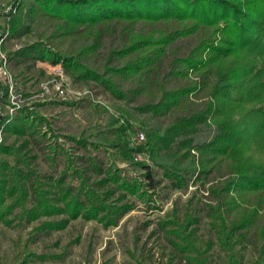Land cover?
<instances>
[{
  "label": "rangeland",
  "instance_id": "374dc122",
  "mask_svg": "<svg viewBox=\"0 0 264 264\" xmlns=\"http://www.w3.org/2000/svg\"><path fill=\"white\" fill-rule=\"evenodd\" d=\"M15 2L0 0L2 29H7L6 14ZM25 23L27 28L21 34L8 35L0 42V82L8 89V96L0 101V112L3 117L15 118L26 111L36 122L25 126L24 135L0 134V143L18 150L11 155L0 154V159L28 174L30 186L40 182L59 198L65 192L83 209L79 216L65 208L28 221L22 216L23 209L16 208L0 221V264H188L178 252L176 245L181 241L175 229L192 215L198 221L193 226L198 236L205 241L213 239L210 214L218 201L208 190L231 173L227 161L208 176L200 169L201 154L195 147L213 138L215 126H202L181 136L155 155L140 153L142 159L138 161L137 153L123 146L136 147L140 132L145 133L146 141L152 131L164 134L175 116L202 108L208 91L191 96L174 115L143 112L139 108L154 98L153 89L135 98L130 93L132 82L120 79L128 96L117 99L94 81L75 80L61 66L19 54L36 44L72 54L92 44L94 36L64 34L59 29L61 22L39 13L25 14ZM135 29L147 33L164 27L138 23ZM109 30L104 29L100 48L86 60L92 67L101 68L110 49L122 44L123 25H113ZM197 41L195 36L183 38L173 47L184 54ZM167 74L165 68L162 78ZM167 79L171 87L186 83L174 75ZM173 173L185 177L188 184L178 189ZM125 182L137 184L139 193L121 188ZM32 192L31 188V197ZM11 202L7 199L6 204ZM65 205L61 201L59 207ZM32 207L33 198L26 204L27 209ZM94 207L97 216L86 215L85 211ZM48 224L56 228H48ZM251 236L238 247L247 264L259 257V246ZM210 254L212 264H222L225 259L217 245Z\"/></svg>",
  "mask_w": 264,
  "mask_h": 264
},
{
  "label": "trees",
  "instance_id": "16d2710c",
  "mask_svg": "<svg viewBox=\"0 0 264 264\" xmlns=\"http://www.w3.org/2000/svg\"><path fill=\"white\" fill-rule=\"evenodd\" d=\"M35 13L61 22L59 29L64 34H86L94 36L95 41L72 54L41 44L19 54L61 66L75 80L94 81L117 99L128 96L120 79L132 82L130 93L135 98L153 89L154 98L139 108L143 112L174 115L190 102L191 96L208 91L202 108L175 116L164 134L152 131L146 143L134 148L125 145L123 149L152 156L181 136L202 126H215L213 138L195 147L206 176L224 161L231 170L228 178L213 183L208 190L218 201L210 214L214 238L201 239L193 227L198 221L188 215L175 229L182 243L176 245L178 252L188 264H212L210 253L217 245L225 254L222 264H247L238 247L252 235L259 246V257L249 264H264V0H16L6 14L7 29L0 27V32L21 34L27 28L25 14ZM138 23L161 25L164 29L143 33L135 29ZM113 25H123L122 44L110 49L101 68L92 67L86 60L100 48L104 29L110 31ZM192 36L198 41L188 52L174 50L176 41ZM165 68L169 74L162 78ZM170 75L186 83L171 87L167 79ZM7 96L8 89L0 82V101ZM31 117L26 111L15 118L3 117L0 112V134L24 135L25 126L36 122ZM13 153L18 150L0 143V154ZM172 175L178 189L188 184L182 175ZM29 180L17 165L0 159V221L18 207L28 221L65 208L74 216L82 212L83 207L65 192L59 198L40 182L30 186ZM120 187L131 194L140 190L137 184L126 182ZM32 198L33 207L27 209ZM7 199L12 202L6 204ZM61 201L65 207H59ZM85 212L96 217L98 209Z\"/></svg>",
  "mask_w": 264,
  "mask_h": 264
},
{
  "label": "built area",
  "instance_id": "2783aa9c",
  "mask_svg": "<svg viewBox=\"0 0 264 264\" xmlns=\"http://www.w3.org/2000/svg\"><path fill=\"white\" fill-rule=\"evenodd\" d=\"M8 36V33L7 34H5V35H2L1 33H0V42H4V40L6 39V37ZM4 68V67H3ZM3 73H2V69L0 70V77H1V75H2ZM144 143H146V135H145V133H142V132H140V133H138L137 134V136H136V141H135V145L136 146H138V145H142V144H144ZM140 159H142V154H136L135 155V160L136 161H138V160H140Z\"/></svg>",
  "mask_w": 264,
  "mask_h": 264
}]
</instances>
